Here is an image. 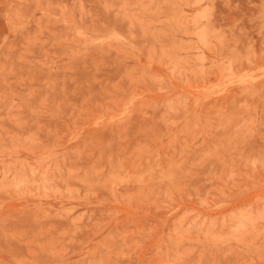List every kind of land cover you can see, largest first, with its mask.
Returning a JSON list of instances; mask_svg holds the SVG:
<instances>
[{"label": "rangeland", "instance_id": "374dc122", "mask_svg": "<svg viewBox=\"0 0 264 264\" xmlns=\"http://www.w3.org/2000/svg\"><path fill=\"white\" fill-rule=\"evenodd\" d=\"M0 264H264V0H0Z\"/></svg>", "mask_w": 264, "mask_h": 264}]
</instances>
